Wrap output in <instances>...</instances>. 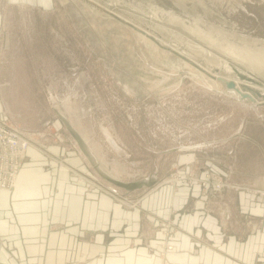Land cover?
Instances as JSON below:
<instances>
[{
    "label": "rangeland",
    "instance_id": "1",
    "mask_svg": "<svg viewBox=\"0 0 264 264\" xmlns=\"http://www.w3.org/2000/svg\"><path fill=\"white\" fill-rule=\"evenodd\" d=\"M227 42L264 53V0H0V115L39 150L65 146L77 164V148L86 153L72 122L95 158L86 156L87 186L126 208L165 182L200 187L218 207L223 190L234 186L228 174L264 180V81H243L262 92L252 100L220 79L240 82L232 66L264 79V65L256 70ZM244 186L264 197V188ZM176 213L171 207L162 221L166 250ZM118 229L104 231L100 251L81 247L74 231L72 245L27 264H115L111 239L128 230ZM86 238L95 242L90 231Z\"/></svg>",
    "mask_w": 264,
    "mask_h": 264
},
{
    "label": "crops",
    "instance_id": "2",
    "mask_svg": "<svg viewBox=\"0 0 264 264\" xmlns=\"http://www.w3.org/2000/svg\"><path fill=\"white\" fill-rule=\"evenodd\" d=\"M48 146L29 147L15 188H0V264L42 263L54 248L72 245L74 231L81 247L100 251L104 231L119 227L128 230L126 238L111 239L115 264H264V197L244 186L264 188V180L243 182L228 174L234 186L223 190L218 207L215 195L200 187L165 182L130 209L114 194L87 186L90 162L78 148L75 164L65 146ZM171 207L178 211L177 228L166 250L161 225ZM88 231L95 242H87Z\"/></svg>",
    "mask_w": 264,
    "mask_h": 264
},
{
    "label": "built area",
    "instance_id": "3",
    "mask_svg": "<svg viewBox=\"0 0 264 264\" xmlns=\"http://www.w3.org/2000/svg\"><path fill=\"white\" fill-rule=\"evenodd\" d=\"M1 114V113H0ZM31 136L22 129L9 124L7 117L0 115V188L13 190L16 179L30 146ZM223 184L218 187H222ZM264 195V191L261 192ZM171 248V247H168Z\"/></svg>",
    "mask_w": 264,
    "mask_h": 264
},
{
    "label": "bare ground",
    "instance_id": "4",
    "mask_svg": "<svg viewBox=\"0 0 264 264\" xmlns=\"http://www.w3.org/2000/svg\"><path fill=\"white\" fill-rule=\"evenodd\" d=\"M98 3V2H97ZM100 5H101V3H100ZM102 6V5H101ZM115 7V6H114ZM102 8V7H101ZM103 8H104V6H103ZM113 8V7H112ZM108 9V8H107ZM106 10V9H105ZM118 10V9H117ZM107 11V10H106ZM123 10L121 9V13L123 14L124 12H122ZM110 12V11H109ZM110 13H112V12H110ZM114 13V12H113ZM126 13V12H125ZM126 15V14H125ZM121 16V15H120ZM126 18V17H125ZM131 18V17H130ZM132 19H134V17L132 18ZM136 21H137V19H135ZM134 20V21H135ZM128 21V20H127ZM130 21V20H129ZM135 21V22H136ZM131 22V21H130ZM138 22V21H137ZM138 24V23H137ZM137 24H135V25H137ZM139 26H141V24L139 25ZM142 26H143V24H142ZM143 27H145V26H143ZM147 27V26H146ZM149 27V26H148ZM148 30V29H147ZM150 30V29H149ZM199 31V30H198ZM155 32V31H154ZM151 33V32H150ZM157 34V33H156ZM206 34V33H205ZM208 34V33H207ZM158 35V34H157ZM203 35V34H202ZM202 35H201V37H202ZM209 35V34H208ZM158 36H160V35H158ZM199 36H200V34H199ZM210 36V35H209ZM204 37V36H203ZM150 38V37H149ZM197 38V37H196ZM216 38V37H215ZM242 38H247V37H242ZM220 39V38H219ZM249 39L250 38H248L247 40L249 41ZM200 40V39H199ZM195 41V40H194ZM220 41V40H219ZM225 41V40H224ZM254 41V40H253ZM258 41V40H257ZM256 41V42H257ZM196 42H198V41H196ZM226 42V41H225ZM229 42V41H228ZM228 42H227V45H228ZM195 44V43H194ZM193 44V45H194ZM200 44V43H199ZM235 44V43H234ZM246 44V43H245ZM250 44V43H249ZM173 44H171V46H172ZM239 45V44H238ZM257 45V44H256ZM177 46V45H176ZM240 46H241V44H240ZM253 46H255L254 44H253ZM242 47V46H241ZM240 47V48H241ZM248 47V46H247ZM260 47V46H259ZM178 48V47H177ZM176 48V49H177ZM204 48V47H203ZM243 48H244V46H243ZM254 48V47H253ZM256 49H257V47H255ZM254 48V49H255ZM264 48V47H263ZM226 49L229 51V52H231V53H234V54H237L239 57H244V58H246L248 61H249V65L250 66H252V67H254V68H256V66L257 65H264V53L262 52V51H260V52H258L257 50H259V49H257V50H255V52H250L249 50H247V48H245V50H247L246 52H241L242 51V48L241 49H239V46H238V48L237 47H235L234 45H233V43H232V45H228L227 47H226ZM202 50V49H201ZM222 51H223V49H221ZM228 52V54H231V53H229ZM197 59H198V57H196ZM224 63V62H223ZM226 66L227 67H230V64H226ZM248 66V65H247ZM209 67V66H208ZM262 67V66H261ZM260 67V68H261ZM264 67V66H263ZM259 68V67H258ZM259 68V69H260ZM256 70H257V68H256ZM231 73V72H230ZM259 73V72H258ZM237 81V80H236ZM239 82V81H238ZM240 83V82H239ZM239 83H236L237 84V87L240 89V84ZM244 84H246V85H249V86H251V84H248V83H246V82H243ZM254 86V85H253ZM259 89H262V91H263V89H264V87H259ZM232 90H235V91H237V89L235 88V89H232ZM238 92V91H237ZM239 93V92H238ZM240 94V93H239ZM67 105V104H66ZM69 108V107H68ZM67 109V108H66ZM78 122V121H77ZM70 124V126H71V128L72 129H74L75 131H76V135H78V140L80 141V147H81V149L86 153V156H88V157H90V159L93 161V160H95V158H94V155H93V153L91 152V150H90V148L88 147V145H87V139H86V137L84 136V134L82 135V133H80V131L76 128V126H74L73 124H72V122L71 123H69ZM89 143V142H88ZM95 152V151H94ZM96 155V154H95ZM97 159V158H96ZM99 165V164H98ZM105 171V170H104ZM118 171V170H117ZM117 173V172H116ZM112 175V174H111ZM114 177V176H113ZM117 177V176H116ZM113 179V178H112ZM139 183H141V182H131V183H127L126 185H128V186H130V187H132L133 185L134 186H136V185H138ZM149 183V182H148ZM150 185V184H149ZM146 186V185H145ZM128 193V192H127Z\"/></svg>",
    "mask_w": 264,
    "mask_h": 264
},
{
    "label": "water",
    "instance_id": "5",
    "mask_svg": "<svg viewBox=\"0 0 264 264\" xmlns=\"http://www.w3.org/2000/svg\"><path fill=\"white\" fill-rule=\"evenodd\" d=\"M116 18H118L119 20H121V21H123V22H125V23H127V24H129L130 26H132L134 29H137V30H139L140 32H142L143 34H145V35H147V36H149L150 38H153V40L155 41V42H157L159 45H161V46H163V47H165V48H168V49H170V50H172V51H174V52H177L176 50H174V49H172L171 47H169V46H167V45H163V44H161L156 38H154L150 33H148L146 30H144V29H142V28H140V27H137L136 25H134L133 23H131V22H128V21H126V20H124V19H122L120 16H118V15H116L115 13H112ZM180 54V53H179ZM180 56H182V57H184V58H186L187 60H190V59H188L187 57H185V56H183V55H181L180 54ZM193 64H195L197 67H198V65H197V63H195V62H193V61H191ZM226 64H229V63H226ZM199 68H201L200 66H199ZM232 68H233V70L236 72V75L239 77V79H240V84H241V88L239 89L238 87H237V84H236V81L234 80V79H230V80H226L225 78H220L221 79V81H224V83L226 84V86L228 87V88H230V89H237V91L240 93V95L243 97V98H250V99H252V100H254L256 97H259L261 94H262V92H260L258 89H254V88H252L251 86H249V85H246V84H244L243 83V81H249V82H254V83H258V82H260V81H264V79H262L259 75H257V74H255L253 71L251 72L250 70L248 71L249 73H247V72H244V71H241L239 68L240 67H236V66H232ZM252 68V67H251ZM208 75H210L209 74V71H207V70H205V69H203ZM212 71H215V72H218L217 70V68H213V69H211ZM225 72L223 71L222 72V74H224ZM211 76H213V75H211ZM215 77V76H214ZM259 84V83H258ZM246 90V91H245ZM254 96V97H253Z\"/></svg>",
    "mask_w": 264,
    "mask_h": 264
}]
</instances>
